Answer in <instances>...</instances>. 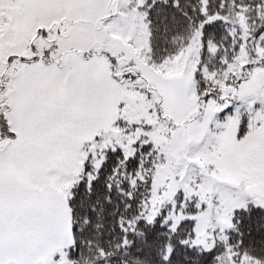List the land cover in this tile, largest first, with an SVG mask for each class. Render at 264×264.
I'll use <instances>...</instances> for the list:
<instances>
[{
    "label": "snow or ice",
    "instance_id": "6c2138e0",
    "mask_svg": "<svg viewBox=\"0 0 264 264\" xmlns=\"http://www.w3.org/2000/svg\"><path fill=\"white\" fill-rule=\"evenodd\" d=\"M0 264H264V0H0Z\"/></svg>",
    "mask_w": 264,
    "mask_h": 264
}]
</instances>
